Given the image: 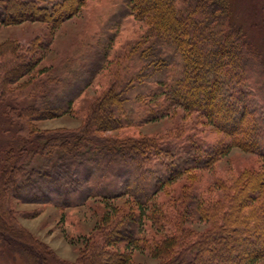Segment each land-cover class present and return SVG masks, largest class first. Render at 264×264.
I'll use <instances>...</instances> for the list:
<instances>
[{
  "label": "trees",
  "instance_id": "trees-1",
  "mask_svg": "<svg viewBox=\"0 0 264 264\" xmlns=\"http://www.w3.org/2000/svg\"><path fill=\"white\" fill-rule=\"evenodd\" d=\"M85 9L76 43L55 65H39L47 43L38 37L0 42V241L28 264H48L50 248L19 225L13 201L61 212L96 201L103 210L82 237L80 264H131L135 250L158 264H259L264 61L232 21L230 0H0V24L54 29ZM91 86L94 98L80 107ZM180 112L196 114L210 137L186 125L134 132ZM64 115L80 123L36 125ZM234 148L260 167L216 177L214 196L169 191L162 199ZM196 223L205 227L188 229Z\"/></svg>",
  "mask_w": 264,
  "mask_h": 264
},
{
  "label": "rangeland",
  "instance_id": "rangeland-1",
  "mask_svg": "<svg viewBox=\"0 0 264 264\" xmlns=\"http://www.w3.org/2000/svg\"><path fill=\"white\" fill-rule=\"evenodd\" d=\"M230 2L232 21L246 30L249 39L261 53L264 61V0H230ZM95 3H91V6H95ZM88 15L89 9H85L54 29L38 21H27L12 25L0 24V42L16 39L21 44L27 45L38 37L39 40L41 39V41L47 43L45 47H42L44 53L39 65H55L65 56L70 47L76 43L78 34L89 17ZM128 29L130 27L123 26L124 31ZM96 91V86H91L86 91V96L79 99L77 104L80 107L87 106L94 98ZM262 95L264 96V92ZM196 118H198L196 114L183 118L180 112L144 124L135 129L134 132L164 135L172 132L176 126L186 125L191 132L209 136L210 127L199 124ZM79 123V118L64 115L39 120L36 125L40 129L74 128ZM1 131L2 128H0ZM2 136L0 133V145L6 139ZM260 165V160L256 155L234 148L216 163L213 170L198 171L189 177L183 178L170 187L168 192L161 197L163 199L168 196L169 191H171L170 194L183 192L187 194L203 193L211 195L212 193L211 196H214V181L216 177L229 179L232 176L239 175L248 168H258ZM12 206L19 225L50 248L53 255L47 256L48 264H80L78 255L82 237L91 232L103 210L96 201H91L80 207L67 208L64 212L52 205L13 201ZM204 227V223L188 225V229L193 231L201 230ZM158 263H160V260L151 256L148 250H135L131 262V264ZM0 264H28L27 255L13 251L4 242L0 241ZM259 264H264V260Z\"/></svg>",
  "mask_w": 264,
  "mask_h": 264
}]
</instances>
